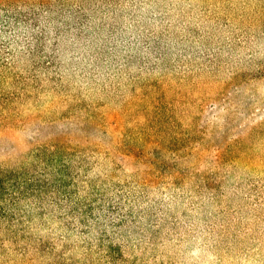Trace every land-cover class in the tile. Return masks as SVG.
Here are the masks:
<instances>
[{
    "label": "rangeland",
    "instance_id": "1",
    "mask_svg": "<svg viewBox=\"0 0 264 264\" xmlns=\"http://www.w3.org/2000/svg\"><path fill=\"white\" fill-rule=\"evenodd\" d=\"M0 264H264V0H0Z\"/></svg>",
    "mask_w": 264,
    "mask_h": 264
}]
</instances>
